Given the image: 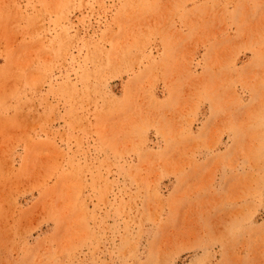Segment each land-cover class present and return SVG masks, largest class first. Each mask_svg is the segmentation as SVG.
Wrapping results in <instances>:
<instances>
[{
	"label": "rangeland",
	"instance_id": "1",
	"mask_svg": "<svg viewBox=\"0 0 264 264\" xmlns=\"http://www.w3.org/2000/svg\"><path fill=\"white\" fill-rule=\"evenodd\" d=\"M0 264H264V0H0Z\"/></svg>",
	"mask_w": 264,
	"mask_h": 264
}]
</instances>
